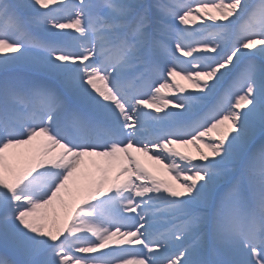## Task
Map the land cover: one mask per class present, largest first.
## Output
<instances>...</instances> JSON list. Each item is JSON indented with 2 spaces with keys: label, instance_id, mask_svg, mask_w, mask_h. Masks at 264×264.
<instances>
[{
  "label": "snow or ice",
  "instance_id": "1",
  "mask_svg": "<svg viewBox=\"0 0 264 264\" xmlns=\"http://www.w3.org/2000/svg\"><path fill=\"white\" fill-rule=\"evenodd\" d=\"M0 264H264V0H0Z\"/></svg>",
  "mask_w": 264,
  "mask_h": 264
},
{
  "label": "bare ground",
  "instance_id": "2",
  "mask_svg": "<svg viewBox=\"0 0 264 264\" xmlns=\"http://www.w3.org/2000/svg\"><path fill=\"white\" fill-rule=\"evenodd\" d=\"M149 133H145V135H148ZM180 147L181 150H188L191 152H195L194 147H192L191 145L189 146H177ZM137 155H139L141 157L142 162H144L147 166H149L153 171L157 172L158 175H160L162 178H170L167 176V174L163 171H161L157 166H155V162L150 161L148 159V157L144 156L142 153H138Z\"/></svg>",
  "mask_w": 264,
  "mask_h": 264
},
{
  "label": "rangeland",
  "instance_id": "3",
  "mask_svg": "<svg viewBox=\"0 0 264 264\" xmlns=\"http://www.w3.org/2000/svg\"><path fill=\"white\" fill-rule=\"evenodd\" d=\"M176 79L179 80L181 83H183L186 87H190L188 81L183 80L182 77H177Z\"/></svg>",
  "mask_w": 264,
  "mask_h": 264
}]
</instances>
